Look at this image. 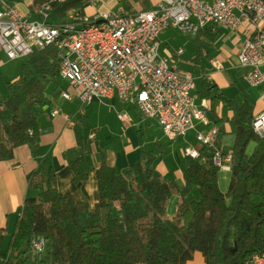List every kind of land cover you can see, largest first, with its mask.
Returning a JSON list of instances; mask_svg holds the SVG:
<instances>
[{"label": "trees", "instance_id": "obj_1", "mask_svg": "<svg viewBox=\"0 0 264 264\" xmlns=\"http://www.w3.org/2000/svg\"><path fill=\"white\" fill-rule=\"evenodd\" d=\"M48 0H33L36 13ZM129 12L149 10L151 0H117ZM89 0H70L55 6L59 19L67 12L88 5ZM50 20L54 16H50ZM51 23V22H50ZM216 32L200 30L194 41L211 44ZM175 58L176 55H171ZM202 71L194 91L198 99L219 102L231 109L235 135L227 191L219 184L221 168L215 164L222 137L228 133L227 118L215 116L218 135L212 147L196 144L197 158L187 157L184 186L155 172L157 156L145 150L141 160L123 172L108 163L103 154L96 169L98 201L91 206L55 186L56 174L47 158L28 177L39 202L15 211L16 224L7 249L6 228L0 227V256L4 264H26L32 237L45 238L52 261L37 264H188L200 252L205 264H245L255 253H264V136L253 128L254 106L228 96L204 75L207 62L200 47L193 58ZM9 96L0 100V161L12 160L18 147L27 145L33 157L39 154L41 110L48 104L49 89L64 88L58 50L35 49L22 64L20 76L7 85ZM77 125L81 156L67 157L73 181H86L93 171L91 144L84 142ZM251 142L255 148L249 155ZM198 189L199 199L189 200ZM179 196L177 211L169 216L173 196Z\"/></svg>", "mask_w": 264, "mask_h": 264}, {"label": "built area", "instance_id": "obj_2", "mask_svg": "<svg viewBox=\"0 0 264 264\" xmlns=\"http://www.w3.org/2000/svg\"><path fill=\"white\" fill-rule=\"evenodd\" d=\"M110 1L89 0L84 10L72 9L63 19L52 21L50 16L61 0L42 4L37 19L0 0V46L11 60L54 46L60 75L68 83L64 99H77L87 106L95 99L116 96L155 120L171 140L200 123L207 130L196 132V142L212 147L218 128L196 103L197 78L161 55L159 37L170 27L195 36L204 28L222 26L238 35V62L247 69L244 80L251 87H261L264 99V0H159L149 10L132 12L118 2L103 9ZM182 53L179 49L177 55ZM119 118L125 120L126 115L121 113ZM252 125L264 136V110ZM183 153L200 156L193 145ZM231 159V152L220 149L214 157L223 169L230 168ZM46 244L42 236L30 242L36 253L44 252ZM0 264H4L1 256ZM245 264H264V253L253 254Z\"/></svg>", "mask_w": 264, "mask_h": 264}, {"label": "crops", "instance_id": "obj_3", "mask_svg": "<svg viewBox=\"0 0 264 264\" xmlns=\"http://www.w3.org/2000/svg\"><path fill=\"white\" fill-rule=\"evenodd\" d=\"M5 1L17 6L24 12H28L32 19L38 18L37 13L30 9L33 0H26L24 3L19 0ZM158 1L151 0L152 7ZM117 2L115 0L112 6H115ZM106 5H103V9ZM112 6L109 8H112ZM89 8L87 7L86 11L89 14L93 13V9L90 8L92 11L89 12ZM52 16H54L52 21L59 19L56 11ZM221 27L207 28L217 33L215 41L220 36ZM222 28L227 31L225 30L226 33L219 40L222 44L219 51L212 56L205 53L209 60L204 75L215 81L218 87L228 96L237 99L239 102L248 99L254 106V115L256 116L264 110V99L261 98L262 89L261 87H251L245 82L244 75L247 69L235 63L238 58L233 57V55L237 56L238 54V35L228 28ZM231 41L234 47L229 46ZM212 44L213 42L210 45ZM6 57L5 51L0 46L1 74H7L8 85L9 82L17 79L20 74L14 78L11 77V68ZM233 63L237 65L236 71L230 73L229 69L234 68L231 66ZM192 74L194 75L193 72ZM6 76L3 75V78ZM197 81L198 79H196V88ZM65 90H68V88L64 87L56 91L53 88L49 89L48 104L41 110L42 125L38 148L40 155L33 157L30 148L23 145L17 148L15 157L12 160L0 161V227L6 228V235L9 228L14 229L15 227V211L27 203H37L40 200L38 192L29 188L28 177L33 170L40 166L44 158L48 159L56 174L54 186L60 192H70L76 200L87 201L93 206L98 201L96 169L101 165L103 154L109 164L115 166L119 172H123L129 166L139 162L145 150L151 151L157 156L155 171L158 172V175L168 181L174 180L182 188L184 186L187 157L184 153L180 156L179 151L184 152V148L189 145L196 147V144H198L196 142V132L207 130L202 124L197 123L196 129L188 132L185 136L171 140L164 134L155 120L144 117L133 104L124 102L114 96L112 98L95 99L90 105L85 106L77 99H64L62 93ZM8 96L9 91L7 97L0 95V100L7 99ZM195 99L197 105L203 108L211 119L212 126L218 128L215 123L216 115L227 118L225 120L226 130L228 133H232L233 126L231 121L228 120L231 117L230 108L227 115H225L222 103L212 102L208 99L201 100L197 96H195ZM55 110L58 111L57 114H54ZM121 113L126 115L125 120L119 118ZM85 121L83 136L84 142H90L91 144L92 152L89 157L93 171H91L86 181L76 184L73 181L74 174L68 165L67 157L75 159L83 154V145L78 141L77 125ZM192 134L195 140L190 141ZM167 138L168 141H166ZM181 138H184L183 147L179 149L172 148L173 142ZM255 145V142L250 143L247 150L249 155ZM224 170L230 173V168ZM227 174L222 177V180L226 184L227 179L228 185L229 176ZM219 184L221 189L226 192L228 187H225V189L222 187L220 175ZM178 201L179 196H173L168 207L169 216L176 214ZM188 264H205L202 253H195L194 259Z\"/></svg>", "mask_w": 264, "mask_h": 264}, {"label": "rangeland", "instance_id": "obj_4", "mask_svg": "<svg viewBox=\"0 0 264 264\" xmlns=\"http://www.w3.org/2000/svg\"><path fill=\"white\" fill-rule=\"evenodd\" d=\"M19 1L24 3L26 0H19ZM114 3H115V0H111L110 2L107 3L106 6H104V8L109 9V7H111ZM91 11L92 10L90 9L89 12H91ZM220 29H221L220 36L218 37V39L215 42H213L212 45H210L205 40H199L198 43H196L193 39L194 36L188 35L182 31H180L177 28L170 27V28L166 29L159 37V41L161 44L160 53L163 57L168 58L171 63H176L178 66V69L180 71L190 72V73L193 72L194 75L196 76V78L198 79L197 85H199L200 79H201L203 74H202L201 69L194 68L193 58L197 52L198 47H200L203 54H204V59L208 63L209 58L207 57V55H205V53H208L210 56H212L213 54H216V52L219 51V47L222 45L219 40L221 39L222 35L225 34L227 31L226 29H224L222 27ZM233 45L234 44L231 41L229 43V46L234 47ZM179 49H182L183 53L180 55H177ZM171 55H176V56H175V58H172ZM233 57L235 58L237 56L233 55ZM6 58L8 60L7 63L10 64V68H11L10 73L12 74L11 77L14 78V77L18 76L19 74H21L22 64L24 61H26L27 57H21V58L14 59V60L8 59V57H6ZM235 63H237L240 66L238 61ZM235 63L231 64V66H233L234 68L229 69L230 73H232L231 71H236L237 65ZM224 66L227 67L225 64H224ZM1 71H2V69H0V95H2V97H7V95H8L7 82L9 80H7L8 79V77L6 76L7 74H1ZM3 75L6 77L3 78ZM5 81H6V83H5ZM64 87L68 88V83L66 81H64ZM223 111H224V114L227 115V113L229 111V107L227 105H224ZM193 139L195 140V137L192 134L190 141H193ZM234 139H235L234 133L225 134L223 141H222V150L225 154L230 153V151H232ZM168 140L169 139L167 138L166 141H168ZM183 143H184V138H181L177 141H174L171 147L179 149V148L183 147ZM179 152H180V156H182V154H183L182 150H180ZM155 172L158 174L157 171H155ZM227 172H228V174H227ZM226 174L229 176L228 177L229 178L228 185H229L231 172L229 173V171L221 168L219 175H220L221 185L224 189H225V187H228L227 179H226V184L222 180V177ZM199 198H200V193H199L198 189H195L190 194L188 199L193 200V199H199ZM12 232H13L12 228H9V230L7 231V235H6L5 242H4V249L5 250L8 247ZM39 261H45L47 263H50L52 261V257L49 253L48 248H46L45 251L42 253H36L34 251V249L29 248L28 253H27L26 264H37Z\"/></svg>", "mask_w": 264, "mask_h": 264}, {"label": "bare ground", "instance_id": "obj_5", "mask_svg": "<svg viewBox=\"0 0 264 264\" xmlns=\"http://www.w3.org/2000/svg\"><path fill=\"white\" fill-rule=\"evenodd\" d=\"M67 1H70V0H61V4H62V3H65V2H67Z\"/></svg>", "mask_w": 264, "mask_h": 264}]
</instances>
